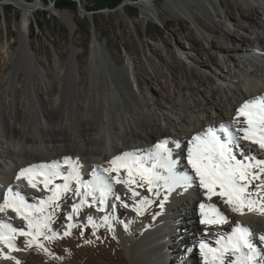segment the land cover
<instances>
[{"label":"bare ground","instance_id":"bare-ground-1","mask_svg":"<svg viewBox=\"0 0 264 264\" xmlns=\"http://www.w3.org/2000/svg\"><path fill=\"white\" fill-rule=\"evenodd\" d=\"M151 1L140 0L135 3V6L139 8L142 14L152 17ZM14 4L21 11L22 16L18 34L19 42L17 51L14 54L19 60H17V63L14 62L15 66L10 71V87L14 88L15 85L17 88L19 87L17 83H22L20 71L25 68L24 66H28L30 77L25 83V89L29 102H25L19 96L15 97L14 106H11V103L5 105L1 101L0 157L3 163L7 165V170L5 171V168L2 169V166H0V185L5 186L7 190L12 189L13 192H19L27 203L35 204L38 198L42 196L41 191L44 189L42 184L38 185L39 190L30 187L24 178L17 180L16 177L23 168L30 165L60 162L61 169L67 170L68 166L63 164V160L65 157H70L73 158L72 161L76 164L81 165L80 174L83 179H89L88 177L95 179L97 176H105L104 169L110 167L109 161L114 157L125 152H134L141 158L150 152H154L155 145L162 141L167 142V147L171 149L172 159L177 162L175 171L180 174L187 172L195 176L191 166L187 163L188 148L191 146L189 141L192 137L205 132L209 128L215 129L218 135L220 126L232 122L236 116V110L245 101L264 97V58L259 59L257 63L250 61V59V63H253L254 66L251 70L245 64L240 65L236 61L237 58L230 54L232 50L229 47L218 45L211 38L212 36H209L211 33H217L220 29L214 24V20L219 13L211 3L210 5L203 3L201 8L207 12L208 17L213 21L210 28L204 27L208 32L206 38L207 40L211 38L214 46L228 56L226 59L229 62V65H226L228 70L221 69L220 73L208 75L205 80L197 76V80L194 81L188 70L183 69L180 73L175 68V70L172 69L175 71L174 81L178 96L173 99L174 103L171 105L169 113L174 114L176 118H173L164 109L162 110L155 98L150 101L144 95L143 83L139 79L137 65L132 62V59L129 58L124 65L115 68L114 80H108L106 75L102 74L103 71L101 72L98 65L99 60L103 59L109 64L116 63V61L106 48L105 42L98 38L92 41L91 65L88 68L92 82L97 81V83L91 84L87 96L84 97V92H80L81 90L84 91L85 88L84 86L79 87L78 82L83 83V78L79 75L78 54L74 49L71 50L66 62H61L62 75L59 94L53 98L51 103L46 104L40 95L41 91L38 86L40 77H43V71L28 32L30 18L37 11L36 7L39 6V2L34 1L28 4L22 3L21 0H15ZM209 7H212V11ZM228 8L227 10L223 8L225 16L232 19V11ZM257 10L256 6L251 7L249 9L250 17H247L248 14L244 8H239V13L241 17L249 18L254 25L262 27L261 21L258 22L253 18ZM195 11L199 12L198 9L194 8L193 11L191 10L185 15L196 21L197 13L195 14ZM52 12L71 28L70 23L75 16L73 11L64 9L53 10ZM183 27L186 28L185 25ZM186 35L198 44L199 40L192 31L189 30ZM228 38L231 41L242 42V52L252 55L254 59L262 56V53L259 52H264V46L259 51L254 42H251L242 34L232 35L229 33ZM12 44L7 43L10 47ZM232 65L235 70L240 72V75L242 74L243 85L238 81L235 82L231 70ZM192 74L194 75V71H192ZM215 80L221 82L216 89V86H214ZM50 91L53 93V89ZM197 91L201 93V99L193 96L196 95ZM186 94H190L191 101L184 98ZM209 108L213 111V114ZM225 110L230 113L228 117L223 114ZM241 146L245 149H251V153L258 159L264 158L262 152L258 149V145L243 141ZM233 151L238 158H242L240 149L239 153L236 150ZM74 156L80 157L79 163L77 160L75 161ZM85 168L91 173L84 174ZM112 174L116 175V173ZM166 174L168 175L167 172ZM176 188L171 192L164 191L167 199L162 209L163 215L156 217L153 222L145 219V223L150 228L146 235L142 236L139 241L127 245L126 249L135 264H170L166 255L168 252L165 249V239L169 236L168 228L171 229L174 225L170 226L173 223V220H171L173 216H169L167 213L176 214V212H182V209H184V213H179L177 218H191L193 228L199 229L198 233L201 239L207 240L209 243V236L230 234L237 224L249 228L251 235L256 231L254 227L244 221L233 222L230 227L225 224L216 226L201 224L198 220L199 205L200 203L207 204L208 199L204 195L206 190L199 187L198 178H196L195 184L187 190L176 191ZM113 190L121 197L122 202L129 203L132 199V196L121 188L113 185ZM4 195V192L0 191V203L3 202ZM61 202L64 203V200H61ZM177 204L178 207L176 208L175 205ZM148 211L147 208L144 213H148ZM120 213L122 214L117 206V214ZM134 213L137 214V212ZM223 215L229 221L234 220V217L228 216L227 213ZM0 221H5L18 229H25L22 218L11 210L0 213ZM128 227L129 230H134L130 224ZM262 229L264 234V228ZM197 234L193 233L195 236ZM21 238L20 236L17 237V246H19ZM250 239L254 244L257 243L254 236ZM186 240L189 239L183 236L178 246H182ZM0 247L2 246L0 245ZM190 247L192 246L190 245ZM190 257L194 259V253ZM226 258L230 260L232 257L228 255ZM0 264H9V262L0 259ZM193 264L200 263L194 260Z\"/></svg>","mask_w":264,"mask_h":264},{"label":"rangeland","instance_id":"rangeland-1","mask_svg":"<svg viewBox=\"0 0 264 264\" xmlns=\"http://www.w3.org/2000/svg\"><path fill=\"white\" fill-rule=\"evenodd\" d=\"M36 1L39 2V7H44V9L37 10L31 16L28 32L43 71V77H40L38 86L41 91L40 95L46 104L51 103L53 98L59 94L61 88L60 78L62 75L61 62H66L71 50L74 49L78 54L79 75L83 78V83L78 82L80 84L79 87L82 88L84 86L85 88L84 91L81 90L80 92H84V97L87 96L91 84L97 83V81L95 83L92 82L88 72V68L91 65V44L97 38L105 42L106 48L116 61V63L109 64L99 58L101 61H98V65L101 72L103 71L102 74L106 75L108 80H114L115 68L124 65L129 58L132 59V62L137 65V73L140 81L143 83L144 95L150 101L155 98L158 106L168 113L171 110V105L174 103L173 99H176L178 96L174 81L175 69L180 73L183 69L188 70L194 81L197 80V76L205 80L208 75L220 73L221 69L228 70L226 67V65H229V62L226 61L228 56L214 46L213 41H211L212 39L220 46L229 47L232 50L230 54L237 58L236 61L240 65L245 64L250 70L254 67L250 61L257 63L259 59L264 58V52H259L262 53V56L255 59L252 55L243 53L241 50L242 42L231 41L228 38L229 33L232 35L242 34L248 40L254 42L259 51L262 49L264 46V0H152L150 2L152 17L142 14L139 8L135 6L136 2L126 0V3L122 6V10L108 8L90 15L79 14L77 10L73 11L75 16L71 20V28L52 12L57 7L56 0H48L45 3L40 0ZM78 1L82 6L83 2L86 3L85 0ZM52 2H55V5ZM203 3L207 5L211 3L219 13L214 20V24L220 29L217 33L209 34L210 37L212 36V39L209 38V40L206 38L208 32L204 27L210 28L213 25V21L208 17L207 12L201 8ZM253 6L258 8L253 18L258 22L261 21L262 27L254 25L247 18L250 17L249 9ZM227 7L232 11V19H228L225 16L223 8L227 10ZM194 8L199 10V12L195 11V14L197 13L196 21L185 15L187 12L193 11ZM209 8L212 11V7ZM239 8L245 9L248 14L246 18L241 17ZM56 9L64 10L67 8L61 9L57 7ZM185 9L188 10L186 11ZM21 16V11L15 5H3L2 7L0 4V105L1 101H3L5 105L11 103V106H14L15 97L17 96L25 102H29L25 89V83H27L30 77L28 66H24L25 68L20 71L22 83H17L19 87L17 88L16 85L14 88L10 87V71L15 66L14 62L16 61L17 63V60H19L14 54L17 51L19 42L18 34ZM189 30L199 40L198 44L186 35V32L188 33ZM9 42L14 44L10 47L7 45ZM211 57L214 58L212 59ZM231 67L235 82L238 81L243 85L242 74L240 75V72L235 70L233 65ZM192 71H194V75ZM219 83H221L219 80H215V89ZM231 87L233 86L231 85ZM51 89H53V93L50 91ZM193 96L201 99V93L198 91ZM184 98L187 101L192 100L190 94L184 95ZM209 110L211 109L209 108ZM211 112L213 114L212 110ZM169 114L173 118H176L174 114ZM223 114L226 117L230 115L228 110H225ZM218 135H223V133L218 132ZM245 142L248 143L247 141ZM258 149L264 156V150H261L259 146ZM233 150L239 153V149L234 147ZM74 158H76L75 161L80 162V157L74 156ZM141 158L145 159L144 156ZM0 166H2V169L5 168V171L7 170V165L3 163L1 157ZM79 166L80 172L81 165ZM62 171L66 174L68 168ZM157 171L162 176H167L165 169L158 168ZM83 172L86 175L91 173L87 168ZM175 172L180 174L178 171ZM120 175L124 178L126 177V172L121 169ZM105 176H108V173ZM112 176L115 175L112 174ZM88 178L83 179L81 176V179L86 182L94 180L92 177ZM261 179H264V177H261ZM53 183L62 184L63 180L58 178ZM259 183V180H253L250 185V191L254 192L256 185ZM113 185L131 195L124 184H116L113 181ZM75 187V182H72V191L65 193L58 201L60 207L55 212L53 224H51L52 229L58 230L57 238L45 240L43 237H40L39 243H42L44 246L41 248L37 244L25 247L26 238L20 236L22 238L18 247L22 250L13 252L12 255L20 261V264H135L126 249L127 245L129 246L131 243L139 241L149 231L150 228L145 223V219L153 222L156 217L163 215L162 209L166 201L164 199V191L166 190L164 180H161L157 186L156 190L159 191L158 196L148 192L146 186L144 188H136L141 196L130 199V202L127 203L129 205L127 208L122 206L121 200H116L113 196H109L103 211H97V208L100 207L98 203L92 204L91 207L86 204L80 208L79 214L73 215L72 221H68L66 216L71 212L72 205L78 204L81 199L74 194ZM183 189L185 188L177 186L176 191H183ZM0 191L4 192V194L8 192L7 188L1 185ZM41 195L36 202L37 204L41 199L50 195V192L42 190ZM145 196L148 197L150 202L143 208L141 214L138 215L134 213L136 211L133 209L140 204V201ZM217 197L219 196H213L211 200L207 201V204H215L220 213L225 215L227 213L228 216L234 217V220H227L228 222L223 224L230 227L236 221L248 222L250 226L256 229L250 235V237L254 236V240L257 242L254 245L258 251L264 250V242L259 240V236L264 235L262 233L264 215L255 211L249 213L247 209L244 210L243 215L233 212L231 207L226 206L221 197L218 199ZM61 200H64V203ZM88 202L91 204L92 197H88ZM117 206L120 208L122 214H117ZM175 206L177 208L178 204ZM147 208L149 209L148 213H144ZM49 210L51 211V209ZM60 212L62 213L59 214ZM179 213H184V209H182V212H176V214L167 213L169 216H173L171 219L173 223L170 226L174 225L173 228H168L167 232L169 236L165 239L168 261L170 264H193L194 260H196V262L203 264L200 244L205 243L210 247H217V239L221 236L226 237L228 234L225 233L220 236L211 235L209 236V243V241L201 239L198 233L199 229L193 228V220L187 217L177 218ZM198 213V220L200 221V209H198ZM88 216H92L95 223L99 226L92 227L87 221ZM105 216L109 217L108 223H105L102 219ZM171 220L169 221L171 222ZM22 221L25 225V231H27V222L23 219ZM70 223L73 225L70 229V235L64 236L63 232L68 230L66 225ZM128 223L134 228L133 231L129 230ZM193 233L198 234L195 236ZM178 235H181V237L179 238ZM183 236H186L189 240H186L182 246H178ZM45 248L47 252L44 251ZM193 253L194 259L190 257ZM232 259L233 257L230 260L225 257V264H229V261ZM260 260L261 264H264V257L260 258ZM6 261L9 264H15L14 261Z\"/></svg>","mask_w":264,"mask_h":264},{"label":"snow or ice","instance_id":"snow-or-ice-1","mask_svg":"<svg viewBox=\"0 0 264 264\" xmlns=\"http://www.w3.org/2000/svg\"><path fill=\"white\" fill-rule=\"evenodd\" d=\"M241 118H243L241 120ZM245 126H237V125ZM223 135H217L213 128L207 129L192 137L189 141L187 163L191 166L195 176L187 172L177 174L175 172L176 161L172 159L171 149L167 147V142L162 141L155 145V151L150 152L148 159H142L134 152H125L109 161V168L104 169L108 176H97L92 181H83L79 172V165L70 157H65L63 164L68 166L66 174L61 169L60 162L52 164L30 165L20 170L16 179L24 178L28 185L37 188L42 184L43 189L50 192V195L41 199L38 204L27 203L19 192L9 189L0 203V213L8 210L16 213L27 222V231L23 228H16L13 225L0 221V259L20 261L12 255L22 249L16 244L18 236L26 238L25 247H31L39 243V238L53 240L58 236V230L51 228L53 216L59 209L58 201L61 197L72 191V182H75L74 194L80 197L78 204H73L71 212L66 219L72 221L74 214H79L82 206L98 203L97 211H103L104 205L109 196L116 200L121 197L113 190V181L116 184H124L131 193L132 198L141 194L136 188L147 187V191L159 195L156 190L159 182L164 180V187L171 192L175 187L181 186L185 190L195 184L196 178L199 180V187L205 189V197L211 200L213 196H219L223 202L231 207L233 212L244 214L247 209L249 213L258 212L264 215V159H258L251 153V149L241 146V141H248L258 145L264 150V97H257L245 101L237 110L234 120L228 124L220 126ZM178 146V145H177ZM240 149V156L237 158L233 148ZM162 168L168 173L162 176L157 169ZM121 169L126 172V177L120 176ZM112 173H116L112 176ZM62 179V184H54L56 179ZM253 180H259L255 191H250ZM83 189V191H81ZM217 189H219L217 191ZM88 197H92L89 204ZM167 199V196L164 197ZM150 201L145 196L140 204L133 210L141 214L144 207ZM122 206L129 205L122 202ZM161 206H163L161 204ZM51 209V211H49ZM201 224L213 225L227 223V217L220 213L215 204L200 203ZM108 223L109 217L102 218ZM87 221L92 227H98L92 216L87 217ZM73 225H66L68 230L63 232L64 236L70 235ZM50 233V234H49ZM251 230L243 225L237 224L226 237L217 239V247H210L205 243L200 244V251L203 256V264H225V257L231 255L233 259L229 264H261L260 258L264 257V250H257L250 239ZM259 240L264 242V235L259 236ZM5 249L7 251H5ZM44 251L47 252L45 248Z\"/></svg>","mask_w":264,"mask_h":264},{"label":"trees","instance_id":"trees-1","mask_svg":"<svg viewBox=\"0 0 264 264\" xmlns=\"http://www.w3.org/2000/svg\"><path fill=\"white\" fill-rule=\"evenodd\" d=\"M33 1V0H27ZM47 2L48 0H43ZM84 1V0H82ZM123 0H85L86 3L83 2V6L90 11L98 12L104 8H115L117 7ZM56 6L58 8H70L76 9L77 5L74 0H56Z\"/></svg>","mask_w":264,"mask_h":264},{"label":"water","instance_id":"water-1","mask_svg":"<svg viewBox=\"0 0 264 264\" xmlns=\"http://www.w3.org/2000/svg\"><path fill=\"white\" fill-rule=\"evenodd\" d=\"M21 1H23V2H25V3H28V4H31V3H33L34 1H36V0H33V1H27V0H21ZM40 1H42L43 3H45V1H43V0H40ZM75 2H76V5H77V7H76V9L74 10V9H70V8H67V9H70V10H72V11H76L77 10V12L80 14H82V15H84V14H94L95 12L94 11H90V10H87L85 7H83L82 6V4L78 1V0H74ZM127 1H132V2H138V1H140V0H127ZM53 3V5H55V2H52ZM126 3V0H123L117 7H115L114 9H120V10H122L123 9V5ZM0 4H1V6L3 7V5H15L14 4V0H0ZM16 7V6H15ZM37 8V10H43L44 9V7H39V6H37L36 7ZM57 8V7H56ZM56 8H54V10H57ZM104 9H108V8H104ZM104 9H102V10H104Z\"/></svg>","mask_w":264,"mask_h":264}]
</instances>
